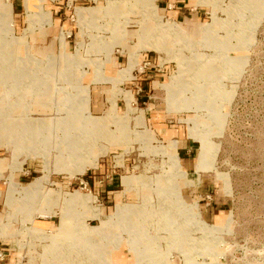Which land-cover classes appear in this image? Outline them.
Segmentation results:
<instances>
[{
	"label": "rangeland",
	"instance_id": "1",
	"mask_svg": "<svg viewBox=\"0 0 264 264\" xmlns=\"http://www.w3.org/2000/svg\"><path fill=\"white\" fill-rule=\"evenodd\" d=\"M188 1L199 33L176 0H0V264H264V0Z\"/></svg>",
	"mask_w": 264,
	"mask_h": 264
},
{
	"label": "crops",
	"instance_id": "2",
	"mask_svg": "<svg viewBox=\"0 0 264 264\" xmlns=\"http://www.w3.org/2000/svg\"><path fill=\"white\" fill-rule=\"evenodd\" d=\"M190 4L191 3L188 0H176V3L173 4V8H176V9H174V11L172 10V12L174 13V15L176 17H178L179 19L182 20V23L185 21L187 28L191 32H194V34H195L196 32L197 33L200 32V30H199L200 28L197 25L199 16L198 17L196 16L199 13L198 12L194 13L193 11L196 10L195 9L196 7L192 8L191 6H189ZM164 9H167V6H164ZM169 12H171V11H169ZM51 20H52L51 23H53V20H54L53 13H51ZM57 20L59 21L60 19L57 17ZM65 24H66V22H65ZM150 59L155 61L154 54L144 55V65L142 66L141 70L136 71V67H135L134 70L132 71V74L134 75V77L124 79L121 83H119L118 86L121 89V92L123 93V95L125 94V92L130 91L132 96H133V99L135 97H137L138 100L142 101L144 99L146 100V98H150V95L148 93V83L151 85L153 80H150V79L153 77L162 76V74H163L162 71L164 70V69H162L161 66H159V64H155V63L151 64ZM139 61H140V59H139ZM128 62H129V57L126 59L123 56H119L117 54L108 58L106 60V62L104 63V66H103L104 75L112 77V78L117 77L119 75L120 69H122L123 67L128 65ZM146 64H149V65H146ZM93 72H94V75H93V78L91 79V81L95 85L94 86L95 88L99 87V89H102L106 86L109 90H111V91L114 90L113 81L104 80V79L103 80H96V69ZM125 82L129 83V85L131 86V89L124 90L121 87ZM149 90H150V87H149ZM102 94H105L107 96L108 93H102ZM102 94L97 93L98 98L95 100L93 99V101L91 100L90 106H89L91 112H92V109H96V108H99L100 106H104V102L99 99V95H102ZM105 95H104V98L106 97ZM106 99H107V97H106ZM145 100H144V102H145ZM157 116L158 115L155 114V116L153 115L152 117H148L146 119V123H147V125L149 123L150 126L153 125V127H155V129H157L158 131L161 132V134H163L162 123H158L160 121H158V122L156 121V120H159V118ZM154 118H156V120ZM153 120H155V121L153 122ZM152 122H153V124H152ZM170 141L171 142L176 141L177 152H178V155L180 157V161L182 162V165L185 167V169L188 171H192V172L196 173L198 171L197 170V162H195V160H196L195 159L196 158V156H195L196 146L193 143V141H190L188 139H186V140L172 139ZM99 174L97 172L88 174L87 178H86L87 180L84 182L88 184V183H90V180H91V182L95 186L96 185V178H98V177H103L102 179L108 178V180H106L103 184L99 185V187H100L99 191H101V192L106 191L107 193H110L111 192L110 189H112V187H113L112 184L114 182L112 175L107 174V175H101L100 176ZM101 181L102 180H100V182ZM206 184H208V190H209V186H211L210 180H206ZM103 185H104V187H103ZM213 210H215L216 212L225 211V209H223V208L216 209L215 207L213 208ZM145 252H147V251H142V253H145ZM142 253L138 254V256L139 257L140 256L141 257L154 256L151 253L150 254H142ZM125 255H127V254L121 250H118V252L113 253L114 258L117 259V264H119V263L126 264ZM155 255H157L156 252H155Z\"/></svg>",
	"mask_w": 264,
	"mask_h": 264
},
{
	"label": "bare ground",
	"instance_id": "3",
	"mask_svg": "<svg viewBox=\"0 0 264 264\" xmlns=\"http://www.w3.org/2000/svg\"><path fill=\"white\" fill-rule=\"evenodd\" d=\"M199 66V68H200V70H197V72L195 73V75L198 77V78H204L205 80L208 78V76L209 75H212V74H214L212 71H211V69H206V68H201L202 66L203 67H205L206 66V64L204 65V64H200V65H198ZM202 69H205V70H202ZM198 72H200V73H198ZM168 89H169V87H168ZM111 112V111H110ZM27 124H29V122L27 121V123H25V125H26V127H27ZM30 124H32V122L30 123ZM29 124V125H30ZM83 197V196H82ZM72 200H75L74 199V197H72L71 198Z\"/></svg>",
	"mask_w": 264,
	"mask_h": 264
},
{
	"label": "built area",
	"instance_id": "4",
	"mask_svg": "<svg viewBox=\"0 0 264 264\" xmlns=\"http://www.w3.org/2000/svg\"><path fill=\"white\" fill-rule=\"evenodd\" d=\"M206 196H207V197H211V195H209V194H207Z\"/></svg>",
	"mask_w": 264,
	"mask_h": 264
}]
</instances>
